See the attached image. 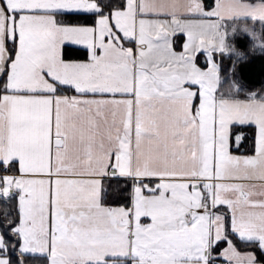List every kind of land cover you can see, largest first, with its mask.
I'll return each instance as SVG.
<instances>
[{
	"label": "snow or ice",
	"instance_id": "6c2138e0",
	"mask_svg": "<svg viewBox=\"0 0 264 264\" xmlns=\"http://www.w3.org/2000/svg\"><path fill=\"white\" fill-rule=\"evenodd\" d=\"M261 32L264 0H0V264H264Z\"/></svg>",
	"mask_w": 264,
	"mask_h": 264
},
{
	"label": "trees",
	"instance_id": "16d2710c",
	"mask_svg": "<svg viewBox=\"0 0 264 264\" xmlns=\"http://www.w3.org/2000/svg\"><path fill=\"white\" fill-rule=\"evenodd\" d=\"M206 5H214V0H204ZM264 37V32H262ZM238 45L246 46V39H238ZM229 60H225V64H229ZM236 75L238 79L242 82L246 89H255L257 91H264V54H255L249 61L240 63L236 69ZM247 147V145H245ZM117 183L116 181L112 182ZM123 184L124 181H119ZM3 201H0V207L3 206ZM28 264H47V261L42 256H28L25 258Z\"/></svg>",
	"mask_w": 264,
	"mask_h": 264
},
{
	"label": "rangeland",
	"instance_id": "374dc122",
	"mask_svg": "<svg viewBox=\"0 0 264 264\" xmlns=\"http://www.w3.org/2000/svg\"><path fill=\"white\" fill-rule=\"evenodd\" d=\"M246 26H247V27H251V28L253 29V31H257V32H258L257 27H258L259 25H257V26H254V25H245L243 22L236 24V25H235V28H236V30L239 32L240 30H244V28H245ZM259 32H260V29H259ZM260 38H261L262 40H264V37L262 36V33H261V35H260Z\"/></svg>",
	"mask_w": 264,
	"mask_h": 264
},
{
	"label": "crops",
	"instance_id": "0c3cea01",
	"mask_svg": "<svg viewBox=\"0 0 264 264\" xmlns=\"http://www.w3.org/2000/svg\"><path fill=\"white\" fill-rule=\"evenodd\" d=\"M257 29H258V32H259V26L257 27ZM239 32H243V30H240ZM262 33V32H261ZM261 35V34H260ZM246 89V88H245ZM247 91H257V90H255V89H246ZM242 96H243V93L241 94Z\"/></svg>",
	"mask_w": 264,
	"mask_h": 264
}]
</instances>
